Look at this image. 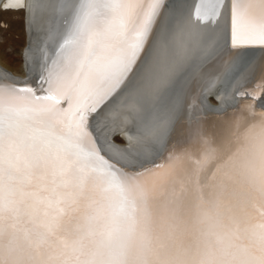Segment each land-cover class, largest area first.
<instances>
[{
    "label": "snow or ice",
    "instance_id": "snow-or-ice-1",
    "mask_svg": "<svg viewBox=\"0 0 264 264\" xmlns=\"http://www.w3.org/2000/svg\"><path fill=\"white\" fill-rule=\"evenodd\" d=\"M56 7L46 87L0 77V264H264V114L190 129L128 168L91 130L94 114L126 99L140 115L136 156L162 142L166 102L196 57L173 39L175 4ZM207 11L223 14L220 62H258V95L264 0H211Z\"/></svg>",
    "mask_w": 264,
    "mask_h": 264
},
{
    "label": "bare ground",
    "instance_id": "bare-ground-1",
    "mask_svg": "<svg viewBox=\"0 0 264 264\" xmlns=\"http://www.w3.org/2000/svg\"><path fill=\"white\" fill-rule=\"evenodd\" d=\"M171 2L176 6L173 39L178 44L188 45L196 50L195 66L183 82V91L166 102L163 140L147 157L140 158L135 154L133 145L136 143L135 137L140 131L141 122L140 115L128 100L118 99L100 114H94L91 130L97 146L102 155L118 166L128 168L149 164L158 159L167 145L182 142L188 130L198 126L215 131L224 119L238 113H246L252 117L264 114V91L257 90L258 95L251 93L260 76L258 62L243 64L240 58H234L227 63L220 62L223 53V14L216 17L207 11L211 0ZM59 3L60 0H0L1 10L25 12L29 28L28 45L36 42L30 52L28 46L24 50V59L32 69L29 76L26 73L21 76L12 74L0 66V77L18 83L29 82L38 91L42 90L44 84L37 81L44 75L51 58L48 45L52 42V28L58 15L56 6ZM33 29L34 32L31 33L30 30ZM227 84L231 85V89L226 92L223 88ZM214 90H218L215 96L219 104L207 100L209 93ZM244 90L249 93L248 97L236 96L237 91L240 93ZM117 135L124 140L123 145L114 141ZM191 143L195 144L196 141L192 140Z\"/></svg>",
    "mask_w": 264,
    "mask_h": 264
},
{
    "label": "rangeland",
    "instance_id": "rangeland-1",
    "mask_svg": "<svg viewBox=\"0 0 264 264\" xmlns=\"http://www.w3.org/2000/svg\"><path fill=\"white\" fill-rule=\"evenodd\" d=\"M28 41L25 12L0 9V66L12 74L24 75L27 63L24 50ZM211 101L215 103L214 98ZM114 141L120 145L125 143L119 135L114 137Z\"/></svg>",
    "mask_w": 264,
    "mask_h": 264
},
{
    "label": "water",
    "instance_id": "water-1",
    "mask_svg": "<svg viewBox=\"0 0 264 264\" xmlns=\"http://www.w3.org/2000/svg\"><path fill=\"white\" fill-rule=\"evenodd\" d=\"M26 17V16H25ZM31 26V25H30ZM26 31H27V35H29V28H28V24H27V19H26ZM32 31V32H31ZM31 33L34 32V29L33 30H30ZM29 42V41H28ZM33 44H36V42L34 41L32 44H29L28 45V52H30L31 48L33 47ZM243 64H245V62H243ZM241 67V66H239ZM30 68L31 66L29 65L28 66V62L26 63V67H25V73L29 76L30 75ZM41 84H44L42 87H46V84L42 81ZM35 87V86H34ZM225 88H223V91H229L231 88V85L229 86L228 84L226 86H224ZM43 89V88H42ZM218 90H214L213 92H210L209 95H208V102L211 101L212 98H214L215 102H217L219 104V100L217 99V97L215 96V92H217ZM225 92V93H226ZM239 92L237 91L236 92V96L239 97V98H246L249 96V93H245L244 95H239L238 94ZM252 97V96H251ZM258 99V98H257Z\"/></svg>",
    "mask_w": 264,
    "mask_h": 264
}]
</instances>
